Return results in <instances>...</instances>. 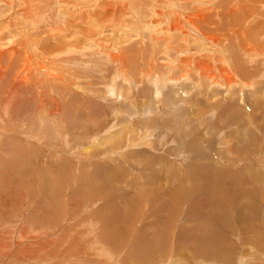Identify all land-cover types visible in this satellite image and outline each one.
Returning a JSON list of instances; mask_svg holds the SVG:
<instances>
[{
  "label": "rangeland",
  "instance_id": "374dc122",
  "mask_svg": "<svg viewBox=\"0 0 264 264\" xmlns=\"http://www.w3.org/2000/svg\"><path fill=\"white\" fill-rule=\"evenodd\" d=\"M51 1L39 2L42 5L39 10L47 13L51 21L64 22V17L68 16L67 10L73 7L76 13L79 10L86 13L77 0L72 7L60 6V0H54L52 5ZM155 4L150 6L151 10L155 9ZM236 5L246 17L247 10L243 4L238 2ZM94 6L98 9L96 1ZM17 9L9 11L13 13L6 18L8 12L0 3V10L7 15L0 17L5 22L0 37L9 33L7 37L10 44L18 38L10 34L21 32L29 25L20 19ZM159 12L163 17L162 11ZM114 13L121 14L122 11ZM262 13L264 9L259 11L255 20L244 26L245 31L252 32L253 39L249 41L259 52H264ZM116 17L120 21L117 24H105L101 35L92 33V36L105 41L106 45L97 43L92 36H80L81 33H77L73 39L81 41L84 36L83 43L89 44L84 43L82 47L85 50L90 47L95 54L70 55H76L78 59L97 55L98 58L96 56L94 59L98 60L105 52L109 56L112 53L121 54L122 57H117L115 63L109 58L108 63L100 69L90 66L80 68L81 63L79 67L71 66L68 54L61 59L68 61L66 66L74 69L78 77L91 81L78 82L82 89L74 87L78 93L73 94L71 79L64 74V70H58L61 79L57 80L62 82L67 95L61 88L55 87V93L51 95L58 101L65 99V106L59 111L62 116L57 113L52 117L55 120L59 116L60 123L56 125V130L61 135L53 137L51 127L35 130L34 133H40L42 137L38 143L34 136L15 130L4 131L3 138L10 137V144L16 147L7 146L6 139L0 142V206L5 204L0 207V214L3 215L0 221L5 223L4 227L0 223V235L5 236V228L14 229L18 224L20 231L32 225L38 231L42 227L48 228L46 230L50 232L55 228L53 222L60 227L58 232H67L69 243L79 245L82 260L93 261L89 254L93 250L86 248L87 235L85 239L82 236L76 240L78 232L96 234L102 245L97 246L95 243L93 248H99L101 256H115L111 260L104 259L107 264H264V70L252 75L256 93L251 88L253 84L250 87L244 85L242 89L237 86V100L234 96L236 104L234 108L232 106L233 109L224 108L225 90H214V99L217 100L213 102L209 94L204 93L202 82L196 80V83L190 77V80L180 83L182 87L174 84L176 87H173L171 81L165 82L160 94L164 100L160 104L153 101V108L146 115L148 120L145 116L137 119L134 115L135 119L131 120L124 115L121 117V114L114 115L113 108L125 112L127 105L123 102L119 105L112 100V96L104 94L106 84L124 85L134 79V83L130 82L131 97L133 101L137 99L135 102L141 108L152 101L154 94L151 80L159 72L157 67L154 70L153 64H148L150 58H155L156 47L148 44L150 51L147 58L145 40H142L144 31H139L138 35L136 29L133 30L132 26L136 25L132 18L123 19L122 15ZM145 20L148 22V16ZM77 22L74 23L75 32ZM229 24L233 25L232 22ZM257 26L261 28L258 35L250 29ZM126 39L128 42L122 45ZM112 44L119 47L113 49ZM227 44L224 41V45ZM176 45L173 40H167V46L159 48L157 63H170V53L179 52ZM224 45L220 47L223 46L221 49L227 53ZM230 45L232 43L229 48ZM4 46L6 49L10 45L5 43ZM200 51L194 44V47L190 45L188 53ZM176 62L173 61L174 64ZM258 67L261 68L262 63ZM250 70L253 71L254 67H250ZM161 71L166 72L163 68ZM256 80H260L259 84ZM48 86L51 89L50 83ZM238 94L242 96L243 105L238 102ZM175 99H180L181 104L169 110ZM129 100H126L128 104ZM228 111H231L230 115ZM52 117L47 126L54 125ZM95 120L100 121L94 125ZM130 120L134 123H130ZM123 123L130 124L122 128L124 130L116 142L95 143L102 136L116 132ZM110 126V131L106 132ZM146 126L152 130L151 136L145 138L149 139L148 146L145 140L140 139ZM42 133H48V138ZM94 134L96 136L92 138ZM130 139L138 145L128 148L126 145ZM200 146L208 151L212 160L201 157ZM30 147L35 151L32 154L29 153ZM109 149L119 153H109ZM30 154L31 161L28 162ZM188 168L192 169L195 176ZM79 210V213H75ZM82 220L85 221L80 225ZM72 229L73 234H70ZM58 232L51 238L56 237ZM15 237L14 240L22 245L29 242L24 241V235ZM15 250L17 248L12 255L16 253ZM2 255L0 253V264L21 262L9 256L8 261L3 260L2 263ZM39 256H43L42 251H39ZM82 260L74 264H85ZM46 264H61V261Z\"/></svg>",
  "mask_w": 264,
  "mask_h": 264
},
{
  "label": "bare ground",
  "instance_id": "6f19581e",
  "mask_svg": "<svg viewBox=\"0 0 264 264\" xmlns=\"http://www.w3.org/2000/svg\"><path fill=\"white\" fill-rule=\"evenodd\" d=\"M41 1L47 0H0V3L2 4V6L4 5L6 7V11L8 12L7 16L0 10V17L7 16L6 18H9L10 14L13 13L9 11H15L18 8V16L20 17V19L29 23V25L21 32L10 34L13 35L14 38L18 37L16 40H13V43L11 42V44L7 37L9 33L3 34L0 37V142L3 139H6L7 146L12 148L16 147V145L10 144L12 143V141H10L9 139L10 137L4 136L5 138H3L2 135L4 134V131L15 130L16 132L25 134L27 136H34L35 138H37L38 143L41 141L42 137L40 133H34L35 130H42L44 128L51 127V134L53 135V137L61 135V132L56 130V125L60 123L59 116H57L55 120L52 117L54 115H57V113L59 115V111H61V109H63V107L65 106V99H63L62 101L60 99V101H58V99L53 98L54 95H51L52 92L55 93V87L61 88L65 96L67 95L64 85L62 84V82L57 80L61 79L58 70H64V74L69 79H71L73 94L78 93V91H76L74 87L80 90L82 89L79 88L77 84L78 82H91L90 79L88 80L83 77H78L77 72H75L74 69L66 66V64H68V61L61 59L63 56H70L73 54L85 55L84 53H93L90 47L86 48V50L84 47H82V45L86 43H83V41L85 40L84 36H92V33L94 32L95 34L97 33L101 35L102 30L105 29L103 28L105 24H117L120 21V18H114L118 15H122L121 18L123 19H125V17H130L133 19V24H135L136 26L132 27L134 31L136 29V34L138 33V35H140L139 31H144V38L142 40H145L144 44L147 51V58L150 51V46L148 44H150L152 47H156L155 58H150L148 64H153L154 70L157 67L159 72L151 80V85L153 88L152 93L154 94V97L152 98L150 104H148L147 106L141 104L143 105V107L141 108H139V106L135 102L137 99L133 101L131 97L132 93L130 91L132 89V84H130V82L132 81L134 83V79H132L131 81L129 80L128 83L124 85H114L113 83V85L111 83L110 85L106 84L104 94L112 96V100L116 101V103H118L119 105L122 104L121 102L127 105V109L125 110V112H120L122 109L113 108L114 115L121 114V117L122 115H124L131 120L135 119L133 118L134 115H136L137 119L139 116H145L144 118L148 120V117L146 115L148 114V111L152 110L153 101H155L156 104H160L164 100L160 97V94H162L161 91L165 82L171 81L172 85L174 84L182 87L180 83H184V80L186 79L190 80V77H193L192 79H195V82L196 80L202 82L201 86H203L204 93L209 94L210 100H213V102H215L216 99H214V90H216V92L218 90H225V98L223 97L225 99L224 108L233 109L235 106L234 104H236L235 102L237 100V86H240L242 89L244 85L250 87V84H253V87L251 88H253L254 90L257 87L254 86V84L256 83H254V78H252V75L257 72L261 73V71L264 70V52H259L257 50L258 48L249 41V39H253L252 32L244 30V26L252 20H255L259 16V11L264 9V0H77L80 3V6L84 7L83 10H85L86 13L82 10H79V12L76 13L75 7L69 8L67 10L68 16L64 17V22L62 20L61 22H54V19L51 21V18L47 13L40 11L39 8L42 5H39V2ZM53 1L54 0L51 1L52 5ZM74 1L75 0H60V6L69 5V7H72L74 5ZM95 1L98 9H95ZM155 1H157L156 4ZM238 2L243 4V8L247 10V14L245 15L246 17H243L242 11L236 5ZM154 4L155 9L151 10L150 6ZM43 5L47 7L45 4ZM156 7H158V9H156ZM114 11H122V13H114ZM159 11H162L163 17H161ZM129 14H133L136 17ZM69 16L70 19L68 20ZM146 16H148V22L145 20ZM149 18H154V20H150L149 22ZM76 21H78V24H75V32L73 28ZM231 22L233 23V25L229 24ZM0 23L1 30L3 27L2 25H5V22L0 20ZM86 23L89 26H86ZM250 29L254 31L256 35L261 33V28L259 26L250 27ZM77 33H81L80 36L84 34V40L82 39L80 41L79 39H73L74 37H77ZM117 33L119 34L120 31H117ZM141 36H143V32ZM10 37L12 38V36ZM92 37L96 38L97 43L101 42L102 44L106 45V42L98 39L97 36ZM114 40L116 41L118 39L114 38ZM167 40H173L174 42H176V46L179 52L178 54L177 52L170 53V63H157L156 57L159 48L162 45L166 47ZM86 41L89 40L86 39ZM224 41L228 43V48H226L227 45H224ZM4 42L10 45L6 49H4ZM72 42L74 43L71 44ZM127 42L128 40L126 39L122 43V45ZM231 43L232 45H230L231 47L229 48V44ZM194 44L201 51L198 53H188L190 45L194 47ZM112 45L113 49H117L119 47V45L116 44ZM221 45L225 46L224 49H226L225 51H227V53H224V50L221 49L223 48V46L220 47ZM93 54H95V52ZM96 56L97 55L89 59H86L85 57L78 59L76 58V55L74 57L70 56V64L72 67H75V65L79 67L78 65H80L81 63L82 65H80V68L90 66L94 69H100L102 65L108 63L109 58L113 63H115L117 57H122L121 54L117 53H112L109 56V53L106 52L102 56H99L100 58L98 60L94 59ZM95 60L97 61L94 62ZM174 60L177 61L175 64L173 63ZM261 63L262 67L260 68L258 67V64ZM250 67H254V70L251 71ZM162 68L166 71L165 73L161 71ZM259 77L260 76H258L257 79ZM241 78H243V80ZM256 81L259 84L260 80ZM48 83L52 85L51 89L48 86ZM174 85L173 87H176ZM187 93L188 91L185 92V94ZM253 93H256V91ZM234 96H236V100H234ZM128 99H130L129 104L126 101ZM208 99H206V101ZM179 100L180 99H175V101L173 100L171 102L169 110L173 109L177 104H181ZM242 101V96L239 97L238 94V102L243 105ZM212 103L209 104L211 105ZM227 113L228 115H230L231 111H228ZM62 115L63 114L60 113V116ZM50 116L52 117L51 119L54 125L47 126L49 124L48 121ZM99 121L100 120H98V122ZM98 122L97 120H95L94 125H96ZM64 123L62 122V124ZM130 123L133 124L134 122L131 121ZM130 123H123L122 126H120L118 130H116V132H111L110 134L102 136L100 139H97L95 143L101 144V141H103L107 142L108 144H112L116 142L118 138L120 139V134L122 130H124L122 128ZM214 125L216 126V124ZM110 129L111 126L107 128L106 132H109ZM151 133L152 130L150 129V127L146 126L143 135L140 136V139L142 141L145 140L144 142L146 146H148L150 142L149 139L147 140L145 138H149L151 136ZM42 134L46 135V139L48 138V133ZM95 136L96 134H94L92 138H94ZM75 138L78 137L76 136ZM67 140L68 139L65 138L64 141L67 142ZM134 141L135 140L130 139L128 145L126 146L128 148H131L135 147L133 145H138L137 143H134ZM208 143L211 144L210 139H208ZM197 144H199V142ZM109 150V153H119V151L117 150ZM200 150L202 153L201 157H206L212 160L208 151L203 149V146H200ZM33 152H35L34 149L30 147L29 153L32 154ZM31 154L29 155L30 160L28 162L31 161ZM29 157L27 158V160L29 159ZM160 164L162 163L160 162ZM96 167L94 169H96ZM103 171L106 172V170ZM188 171L192 175H194L191 168H188ZM154 173L156 174V171H154ZM2 178L4 177L2 176ZM36 182L38 181H35V183ZM7 188L8 187H6L5 189ZM14 190L13 192L17 191V189L15 191ZM1 192L2 191H0V193ZM44 194H46L45 191ZM0 212L2 213V211ZM79 212L80 210L75 211V213ZM2 216L3 215L0 214V218ZM83 221L85 220L80 221V225H83ZM0 223L2 222L0 221ZM4 224L5 223H2V226ZM52 224L55 228H53L54 230L50 232L46 230L48 228L42 227L41 230L38 231L35 228L31 227L32 225L25 226L24 228H22V231L18 230L20 224H18L15 228L13 227L14 229L8 227L7 229L5 228L4 230L7 231H4L6 235H0V253L3 254L1 256L2 263L3 260H7L9 256H14V259L21 260V262H17L15 264H42L43 262H45L46 264L47 262L58 263L60 261L61 264H74V262H80V260L82 259L80 256L81 253L80 251H78L79 245L69 243V237H66L67 232H58L60 227L53 222ZM56 232H58V235L54 238H51V236L55 235ZM70 234H73V229L71 230ZM88 234L89 232H86L85 234L83 232H78L75 235L76 240H80L82 236L85 239V236L87 235V239H85L86 244H84L87 246L86 248H88L89 251H94H92V253H89L93 261L82 260L83 263L107 264V261L104 259L111 260L115 258V256H112V254H104L101 256L102 251L99 252V248L94 249L93 246L95 245V243L96 245H102V242H99L96 234L95 236L94 233H91L89 235ZM23 235L24 241H29L25 245H22V243L14 240L15 236L21 238L20 236L23 237ZM15 248H17V250H15L16 253L12 255ZM100 250L103 249L100 248ZM39 251L43 252V256H39ZM25 252L28 256V259L26 258V255L24 256ZM99 256H101V259H99Z\"/></svg>",
  "mask_w": 264,
  "mask_h": 264
}]
</instances>
